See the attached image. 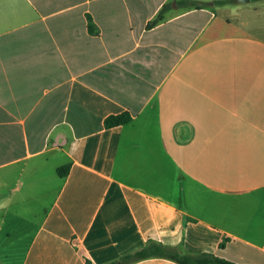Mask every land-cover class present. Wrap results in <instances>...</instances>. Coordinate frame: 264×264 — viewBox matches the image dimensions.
Listing matches in <instances>:
<instances>
[{
  "label": "crops",
  "instance_id": "1",
  "mask_svg": "<svg viewBox=\"0 0 264 264\" xmlns=\"http://www.w3.org/2000/svg\"><path fill=\"white\" fill-rule=\"evenodd\" d=\"M178 1L0 0V264H264V0Z\"/></svg>",
  "mask_w": 264,
  "mask_h": 264
},
{
  "label": "trees",
  "instance_id": "2",
  "mask_svg": "<svg viewBox=\"0 0 264 264\" xmlns=\"http://www.w3.org/2000/svg\"><path fill=\"white\" fill-rule=\"evenodd\" d=\"M233 2H234L233 0H224L218 3L219 5H228V4H232ZM177 4L180 7L183 6V7L198 8L200 3L192 0H180L177 2ZM164 10L161 12L159 18H162V13L164 12ZM89 28L93 30V20L91 17H89ZM131 121H132L131 115L125 112L122 114L108 117L105 121V127L113 128L117 126H122L130 123ZM69 171H70V165H67L59 168L58 174L62 177H65L68 175ZM221 247L222 248L225 247V242L221 244ZM149 258H166L173 260L179 264H237L208 253L197 256L182 254L175 248L167 247L155 242H150L147 246H145L141 250L133 254H128L123 258H121L119 261L112 262L110 264H131Z\"/></svg>",
  "mask_w": 264,
  "mask_h": 264
},
{
  "label": "rangeland",
  "instance_id": "3",
  "mask_svg": "<svg viewBox=\"0 0 264 264\" xmlns=\"http://www.w3.org/2000/svg\"><path fill=\"white\" fill-rule=\"evenodd\" d=\"M235 3H237V2H235ZM262 4H259V3H257V0H250V3L248 4V7H250V8H253V7H255V6H261ZM218 9H220V8H218ZM227 9H230V7H227ZM222 12V11H221ZM221 15H224L223 13H220ZM233 18V20H237L238 19V14L237 13H229Z\"/></svg>",
  "mask_w": 264,
  "mask_h": 264
},
{
  "label": "water",
  "instance_id": "4",
  "mask_svg": "<svg viewBox=\"0 0 264 264\" xmlns=\"http://www.w3.org/2000/svg\"><path fill=\"white\" fill-rule=\"evenodd\" d=\"M241 2H243V3H249L250 2V0H240ZM210 5H214V3H211Z\"/></svg>",
  "mask_w": 264,
  "mask_h": 264
}]
</instances>
